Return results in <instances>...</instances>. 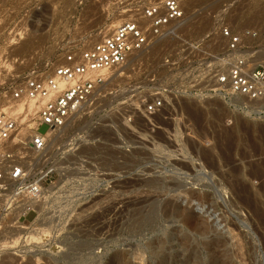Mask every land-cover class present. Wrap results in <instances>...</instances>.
<instances>
[{
	"label": "rangeland",
	"instance_id": "1",
	"mask_svg": "<svg viewBox=\"0 0 264 264\" xmlns=\"http://www.w3.org/2000/svg\"><path fill=\"white\" fill-rule=\"evenodd\" d=\"M144 1L0 0V104L30 71L100 41L98 32ZM180 1L177 38L156 40L111 71L83 112L53 133L54 184L34 204L32 223L34 213L20 228L0 223V245L19 236L13 247L2 243L0 264H264V101L196 95L226 66L178 55L191 52L185 41L205 43L198 57L222 53L217 27L229 26L256 32L229 57L258 61L264 0ZM160 95L162 109L136 110L137 97ZM44 227L53 228L26 239Z\"/></svg>",
	"mask_w": 264,
	"mask_h": 264
},
{
	"label": "built area",
	"instance_id": "2",
	"mask_svg": "<svg viewBox=\"0 0 264 264\" xmlns=\"http://www.w3.org/2000/svg\"><path fill=\"white\" fill-rule=\"evenodd\" d=\"M133 10L131 16L100 41L63 50L48 70L30 71L9 91L8 106L14 107L0 113L1 224L8 223V228L15 229L26 226L30 213L34 215L29 224L37 218L31 204L43 196L47 186L54 184L57 170L56 159L49 152L53 133L83 112L111 71L145 52L156 40L174 36L185 18L180 0H145ZM217 29L218 40L214 44L223 43L222 53L204 52L198 57L205 43L195 41H185L191 50L189 54L178 52L182 60L190 57L198 65L210 67L211 62L226 66L210 83L194 90L195 94L264 101V59L251 62V56L229 57L244 49L245 39H255L256 32H234L229 26ZM185 90L192 94V88ZM146 92L140 93L146 95ZM135 102L136 110L152 115L163 108L164 97L155 96L146 102L139 96ZM41 125L47 126L44 133L39 131Z\"/></svg>",
	"mask_w": 264,
	"mask_h": 264
},
{
	"label": "bare ground",
	"instance_id": "3",
	"mask_svg": "<svg viewBox=\"0 0 264 264\" xmlns=\"http://www.w3.org/2000/svg\"><path fill=\"white\" fill-rule=\"evenodd\" d=\"M132 11H133V9H132ZM118 13H116V19L115 20H117V18L118 17H120V16H125V14H126V12H127V10L125 11V10H121V11H117ZM131 14V13H130ZM129 14V15H130ZM127 15V14H126ZM132 15V14H131ZM130 15V16H131ZM121 18V17H120ZM122 19H124V17H122ZM115 20H114V22H115ZM118 20H121V19H119L118 18ZM118 20L116 21V22H118ZM113 23V22H112ZM117 24V23H116ZM115 24V25H116ZM115 25L114 24H111V22H110V24H107L106 25V27L104 28V29H102L100 32H98L97 33V35H95L96 37H98V40L99 39H102V38H104L105 36H107L108 34H110L113 30H114V27H115ZM112 30V31H111ZM16 36H18V37H14V38H12L11 40H10V45H13L14 43H17V41H18V39L19 38H22V32H18L17 34H16ZM258 59L257 60H261V59H263L264 58V53H261V55L260 56H258L257 57ZM256 59V58H255ZM254 59V60H255ZM96 92H94V94H95ZM94 94L92 95V96H94ZM10 107H14L13 105L12 106H6L4 103L3 104H0V113H3V112H5V113H7V112H9V108ZM16 110H21V108H17ZM67 125V124H66ZM52 137V136H51ZM200 151V150H199ZM208 152H210V151H208ZM208 152H206V150L203 152V154H202V157L204 158V160H203V158H202V161H204V163L203 164H205V166H207V168H210V169H215V159L213 158V155H211V153H208ZM200 155V154H199ZM199 157V156H198ZM229 158L226 156V157H224V162H227V160H228ZM228 162H229V160H228ZM66 164H64L63 165V170H67V162H65ZM201 164V163H200ZM66 165V166H65ZM188 165V164H187ZM204 167V166H203ZM185 169V168H184ZM187 169V168H186ZM189 169V168H188ZM234 169V168H233ZM235 170V169H234ZM191 198V197H190ZM40 200V199H39ZM39 200H37V201H34L31 205H32V207H34L35 205L34 204H36ZM191 204V203H190ZM193 206V205H192ZM186 208V207H185ZM182 211H184V210H182ZM186 213H188L187 212V210L186 211H184V213L183 214H186ZM186 220V218H184V221ZM48 228V227H47ZM52 228L53 227H50L49 229L50 230H52ZM49 229H46L45 227L44 228H41V229H36V231H35V233H32V232H29L28 234H27V236H26V239L27 238H29V240H32V241H36V236L38 235V234H40V232H43L42 234H45V233H47V232H45V230H49ZM37 230H39V231H37ZM49 230V231H50ZM12 237H14V238H12V240L10 241L9 239V241L7 242V241H5L4 239V242H2L3 243V245H2V243H1V247H13L12 245H10L9 243H11V244H13V243H15V242H17V240L19 239V236L18 235H16V237L15 236H12ZM10 238V237H9ZM8 244L10 245V246H8ZM214 257V256H213ZM31 260V259H30ZM36 260H37V258H36ZM23 261H25L27 264L30 262V261H28V260H23ZM22 262V261H21ZM33 262V261H32ZM19 264V263H18Z\"/></svg>",
	"mask_w": 264,
	"mask_h": 264
}]
</instances>
